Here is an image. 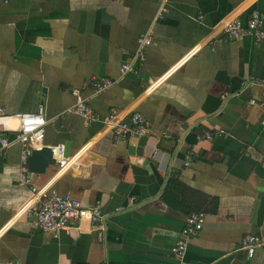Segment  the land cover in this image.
<instances>
[{"label": "crops", "instance_id": "crops-1", "mask_svg": "<svg viewBox=\"0 0 264 264\" xmlns=\"http://www.w3.org/2000/svg\"><path fill=\"white\" fill-rule=\"evenodd\" d=\"M157 5L0 0V107L11 114L42 105L43 146L69 140L67 156L75 155L55 175L53 152L55 164L27 169V183L102 211L97 222H73L56 236L14 216L30 189L19 184L21 144L2 150L0 142V264H264L238 250L246 234L264 239V38L220 32L188 53L230 12L240 9L242 22L251 9L264 14V0H167L162 18ZM147 32L144 61L122 73ZM101 78L113 84L98 91ZM74 90L98 120L69 110ZM131 108L148 122L141 146L101 131L110 112L127 117ZM216 128L225 132L196 137ZM3 136L14 132L0 129ZM137 147L146 165L136 163ZM90 150L102 160H83ZM194 210L206 215L181 262L170 248Z\"/></svg>", "mask_w": 264, "mask_h": 264}, {"label": "built area", "instance_id": "built-area-1", "mask_svg": "<svg viewBox=\"0 0 264 264\" xmlns=\"http://www.w3.org/2000/svg\"><path fill=\"white\" fill-rule=\"evenodd\" d=\"M166 3L167 0H158L156 18L163 17ZM239 15L240 9L227 14L220 22L212 26L188 53L209 43L220 32L224 33L229 39H236L242 34H250L256 40L264 38V14L262 12L257 9H251L245 22H242ZM151 40V35L148 32L137 37V50L121 64L120 70L122 73L133 69L134 64L138 66L144 61L145 47L151 43ZM112 84L113 80L110 78H101L95 82L96 90L98 91L108 88ZM73 93L76 95V100L69 110L81 115L87 123L98 120L90 104L76 90ZM46 122L47 119L42 105H39L32 112L25 111L11 114L6 113L4 108L0 107V129L14 132L13 139H8L4 136L0 138L1 149L3 150L13 140L21 144L19 184H26L30 189V198L14 216L24 213L29 219L31 226L40 229L45 234L56 236L62 229L68 228L73 222H79L82 219L97 222L102 217V211L99 204L84 206L77 198L60 193L51 186H35L27 183V157L33 149H39L43 146ZM102 130L111 131L114 138L118 139L146 135L149 133V126L146 118L139 111L131 108L127 117L121 116L117 111L110 112L102 119ZM224 132L223 128H216L215 130L198 133L196 137L199 139H211ZM52 149L54 154L57 155L56 175L62 173L69 166L75 155L64 156L62 143L52 147ZM188 163V161L185 162V164ZM205 215L206 213L203 210H194L186 216L180 236L170 248L171 254L181 262H183L189 238L200 232ZM238 250L242 251L247 258H252L255 255L264 256V239L259 234H246L242 238ZM4 264L18 263L7 261Z\"/></svg>", "mask_w": 264, "mask_h": 264}, {"label": "water", "instance_id": "water-1", "mask_svg": "<svg viewBox=\"0 0 264 264\" xmlns=\"http://www.w3.org/2000/svg\"><path fill=\"white\" fill-rule=\"evenodd\" d=\"M138 139V140H137ZM146 139V135L143 136H131L130 137V144L133 145L135 142L138 141V145L141 146ZM142 148L137 147L136 150H134L135 154L139 157L136 160V163H139L141 161L142 164H147L149 159L142 158ZM70 154V141L67 140L64 142V149H63V155L67 156ZM53 155V149L51 146H42L39 149H33L31 154L27 157V169L28 172H34V173H45L46 168L49 165H53L56 162V159L52 156ZM102 160V158L96 154L94 151L90 150L88 151L83 160ZM142 159V160H141Z\"/></svg>", "mask_w": 264, "mask_h": 264}]
</instances>
